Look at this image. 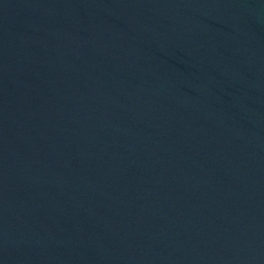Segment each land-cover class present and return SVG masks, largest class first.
I'll return each instance as SVG.
<instances>
[{"label": "water", "instance_id": "obj_1", "mask_svg": "<svg viewBox=\"0 0 264 264\" xmlns=\"http://www.w3.org/2000/svg\"><path fill=\"white\" fill-rule=\"evenodd\" d=\"M0 264H264V0H0Z\"/></svg>", "mask_w": 264, "mask_h": 264}]
</instances>
